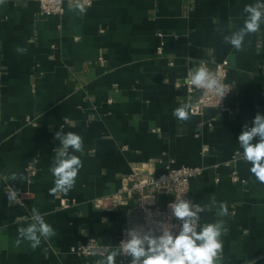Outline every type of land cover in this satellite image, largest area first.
<instances>
[{
  "label": "crops",
  "instance_id": "obj_1",
  "mask_svg": "<svg viewBox=\"0 0 264 264\" xmlns=\"http://www.w3.org/2000/svg\"><path fill=\"white\" fill-rule=\"evenodd\" d=\"M76 1L65 0L61 17H39L32 0L0 4V264H95L100 255L70 248L91 238L117 247L121 229L140 218L136 198L118 193L122 177L156 175L167 163L204 167L189 197L205 207L201 226L224 221L219 264H264V183L238 143L244 125L264 114V23L241 51L223 40L243 27L246 5L264 0H97L83 11ZM224 59L229 111L205 108L178 121L172 112L187 98L177 83L199 60ZM60 130L82 137L73 154L83 167L72 190L51 194ZM233 170L242 182L231 181ZM13 172L25 179L12 181ZM8 187L21 204H9ZM62 198L73 203L61 207ZM33 207L56 233L36 249L18 231Z\"/></svg>",
  "mask_w": 264,
  "mask_h": 264
},
{
  "label": "clouds",
  "instance_id": "obj_2",
  "mask_svg": "<svg viewBox=\"0 0 264 264\" xmlns=\"http://www.w3.org/2000/svg\"><path fill=\"white\" fill-rule=\"evenodd\" d=\"M4 0H0V4ZM81 11L83 6L78 5ZM244 12L247 18L244 25L231 35H225V43L241 51L244 46L245 37L259 30L264 23V3L246 5ZM18 53L25 49L17 48ZM186 83L196 89H202L206 93L220 98L227 95V87L222 83L220 77L205 65L195 67L188 72ZM191 105L185 103L172 112L178 121H187L190 118ZM258 138V140H257ZM55 139L61 147L55 149V157L50 167L54 179V187L50 189L51 194H67L76 183L79 170L83 167L80 158L73 153L83 151V139L80 135L62 130L55 133ZM257 140L256 143H253ZM238 143L243 149V159L251 164L250 172L257 180L264 183V114L257 113L252 121V126L244 125L238 136ZM23 174L11 173L12 181H23ZM9 204L17 200L18 191L11 190L7 193ZM213 203L215 197H212ZM172 216L180 221L178 231L171 227H165L163 223L153 225L150 222L147 227L136 225L127 229L125 239L117 247L109 248L106 252H98L97 249H89L88 255L97 256L95 264H117V257H129L128 264H219L222 259L223 241L221 239L224 231V221L200 225V214L205 207L199 203L177 197L169 205ZM31 223L27 227L20 228L19 235L30 243L32 249L41 244V240H47L54 236L55 230L48 224L44 215L36 207L31 209ZM220 216H226L228 209L226 204L220 205ZM19 242V241H18Z\"/></svg>",
  "mask_w": 264,
  "mask_h": 264
},
{
  "label": "built area",
  "instance_id": "obj_3",
  "mask_svg": "<svg viewBox=\"0 0 264 264\" xmlns=\"http://www.w3.org/2000/svg\"><path fill=\"white\" fill-rule=\"evenodd\" d=\"M38 5V15L39 17H61L65 12V0H32ZM97 0H77L76 4L82 5L83 8L91 7ZM159 37H162L161 33H158ZM157 54L162 53V43L156 49ZM98 62L100 65H104V58L102 56L98 57ZM200 65H205L209 70L215 72L221 79L222 83L227 87V95L220 101V98L206 93L202 89H196L189 86L186 83L188 72L195 67ZM229 71V63L226 59L215 62L213 65L206 60H199L196 64L188 70L186 78L183 83H177V86L182 85L186 91L187 103L190 104L191 114L190 115H202L205 108L215 109L219 111H229V108L225 105V99L230 93V83L227 79ZM203 152L207 151V147L202 148ZM237 156H233V161L236 160ZM27 171L31 176L36 174L34 166H28ZM204 172V167L202 166H173L167 163L164 166V170L159 174H142L140 172L132 171L131 173L125 175L121 179V185L118 190L120 195L125 198L135 197L137 200V208L140 211V218L134 222L131 226H126L121 229L120 239L118 244L125 239V234L128 228L140 225L147 227L150 222L153 225L163 223L165 227H171L172 225L174 231H178L180 221L176 220L172 214L169 205L175 201L177 197L183 195L184 199L190 200L189 197V182L192 178L202 175ZM231 181L242 182L240 177L237 175L236 171L231 173ZM11 188H7L5 192L6 200L8 201L7 193L11 191ZM164 194L170 197V199L160 205L157 203L158 196ZM149 198L150 201L145 200ZM23 197L18 194L17 200L13 202V205L21 204ZM9 202V201H8ZM73 201H69L65 198L60 199L61 207H68ZM97 249L98 252H106L109 249L108 245L100 243L95 239H88L86 242L76 246L71 247L70 251L80 257H89V249ZM122 264H128L129 257H120Z\"/></svg>",
  "mask_w": 264,
  "mask_h": 264
}]
</instances>
